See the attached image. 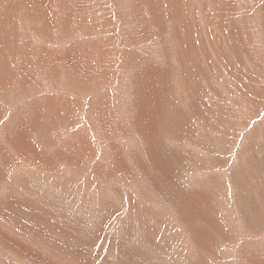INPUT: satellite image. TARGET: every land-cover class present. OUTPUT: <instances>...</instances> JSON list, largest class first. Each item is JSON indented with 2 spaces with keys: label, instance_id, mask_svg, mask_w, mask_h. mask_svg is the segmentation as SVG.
I'll return each instance as SVG.
<instances>
[{
  "label": "rangeland",
  "instance_id": "rangeland-1",
  "mask_svg": "<svg viewBox=\"0 0 264 264\" xmlns=\"http://www.w3.org/2000/svg\"><path fill=\"white\" fill-rule=\"evenodd\" d=\"M0 264H264V0H0Z\"/></svg>",
  "mask_w": 264,
  "mask_h": 264
}]
</instances>
